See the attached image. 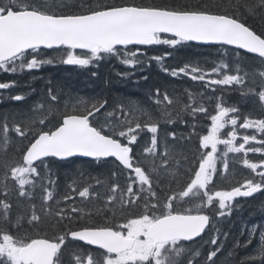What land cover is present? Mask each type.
I'll list each match as a JSON object with an SVG mask.
<instances>
[{"label": "snow or ice", "instance_id": "snow-or-ice-1", "mask_svg": "<svg viewBox=\"0 0 264 264\" xmlns=\"http://www.w3.org/2000/svg\"><path fill=\"white\" fill-rule=\"evenodd\" d=\"M262 10L264 0H228L226 4L222 0L211 5L203 0L197 4L176 0L166 6L117 5L104 0H78V3L74 0L71 5L66 0H0V70L17 73L54 64L57 57L42 58L41 49H60L62 55L58 59L64 65L88 67L115 57L122 64L134 67L142 63L138 57L143 53L129 46L175 48L196 42L222 48L220 62L210 71L198 64H185L171 70L173 77L183 74L193 81H205L209 77L206 86L239 85L246 89L241 91V96L257 97L264 109V30L258 32L252 28L245 15L264 17ZM229 49L243 50L244 54L236 52L235 74H230L231 65L223 59ZM247 54L259 58L258 66L251 70L242 67ZM152 59L159 62L162 57ZM213 75L218 78H211ZM9 88L8 82H0V90ZM159 91L156 90L158 95ZM25 98L23 94L10 96L15 101ZM163 101L168 105L179 103L178 98L174 101L167 93ZM218 101L215 114L208 116L211 123L206 134L199 135L196 125H192L193 132L188 138L196 134L199 141V155L193 161L184 153L177 154L167 137L160 152L159 121L132 102L127 111L123 103L118 106L123 117L118 120L115 108L101 111L107 101L99 99L94 102L80 99L74 104L65 101L61 108L59 90L49 88L46 104L37 105L36 116L16 123L14 128L9 127L6 117L0 129L5 144L13 130L24 139L31 134V139L22 150L21 160L0 159V191L4 197L0 198V264H66V250L71 242H83L98 251H90L86 257L82 250L71 254L68 264H196L200 253L193 251L189 243L195 242L210 226L212 217L208 213L212 208L218 207L216 215L222 217L226 211L230 213L236 198L264 193V118L245 116L239 124L240 129H255L261 138L255 134L240 136L238 116L230 115L238 113V107L225 106L223 97ZM157 103H160L158 98ZM188 109L194 119L196 113L208 115L203 106L184 105L183 110ZM137 112L148 115L150 122L141 123L135 115ZM165 114L170 116L166 110ZM229 126L231 130L225 135L224 130ZM144 129L151 134V145L143 149L146 154L143 159H134L138 154L133 146ZM167 136L177 139L174 132ZM238 139L242 142L237 143ZM230 153H243L242 164L259 179L246 178L227 190L216 189L214 177L228 179ZM249 153L262 158L252 162L247 158ZM178 155L183 159H177ZM74 157L96 162L114 158L118 168L127 170L126 183L124 186L113 183L105 202L95 209V215L103 223L65 230L62 221L73 219L69 210L51 207L53 194L47 187H43L45 195L38 210L31 203L33 192L29 188L35 190L38 182L43 186L45 176L51 171L49 158L66 161ZM221 160L222 166L218 168ZM111 175L118 173L113 171ZM47 183L52 181L49 179ZM14 191L18 192L15 204L10 199ZM160 192H164L163 199ZM78 195L89 200L93 195L98 198L99 194L84 187ZM23 198L29 201L28 206ZM71 199L64 197V201ZM70 211L80 215L84 209L73 206ZM91 215L89 212V219ZM45 227L54 230L52 236ZM25 228L27 231H23ZM247 231V241L244 245L237 242V246L247 247L257 233L259 244L240 264H264V225ZM217 243L216 238L211 240V244ZM220 250L217 247L208 253L210 264H214L213 258Z\"/></svg>", "mask_w": 264, "mask_h": 264}, {"label": "trees", "instance_id": "trees-1", "mask_svg": "<svg viewBox=\"0 0 264 264\" xmlns=\"http://www.w3.org/2000/svg\"><path fill=\"white\" fill-rule=\"evenodd\" d=\"M74 0H66L71 5ZM78 3V0H75ZM111 4H136L141 6H166L173 5L176 0H104ZM191 4H197L200 0H181ZM205 4L221 3L222 0H203ZM228 0H223L227 3ZM216 9L213 8V11ZM264 11V10H262ZM246 15L247 23L256 31L264 30L262 20L264 17L260 15ZM139 48L143 55H139L141 64L134 67L122 64L115 57L106 58L99 62L98 65H90L88 67H77L64 65L57 59L52 65H43L39 69L19 70L17 73H8L0 70V82H8L9 89L0 90V129H2L5 118L10 128H14L16 123H22L24 120L37 115V105L47 101V93L49 88L54 91L59 90L60 106L63 107L65 101L71 104L76 103L80 99L88 101H96L97 99L107 101L106 108L101 111H113L116 109L115 116L118 120L123 119L119 105L124 104V110H128L129 102L134 103L144 112L149 113L153 120L159 121L158 135L161 138L159 151L163 152V140L167 137L169 145L174 147L177 154L184 153L189 161L195 160L199 153L198 135L194 134L190 138L189 134L193 132L192 125H196V132L199 135L206 134L210 125L208 116L215 113L218 98L223 97L225 106L238 107L239 112L234 115L238 116V121H243L245 116L253 119L264 118V109H261L258 98L255 96H241V91H246L239 85L220 86L207 85L205 81H193L188 76L179 75L173 77L172 69L183 67L185 64H198L205 71H209L212 67L219 63L223 53L220 47H201L193 44H182L175 48H169L162 45H153L148 47H132ZM53 52H62L59 50L40 51V54L47 55ZM235 49L228 50V56L223 59L231 65L230 74H235ZM240 52V51H239ZM170 53V55H166ZM242 55H244L241 52ZM159 56L162 60L157 62L152 57ZM251 55H247V62L242 65L245 70H251L257 67V60ZM167 68L169 71L165 72ZM96 73L95 76L92 73ZM159 89V95L156 90ZM215 89V91L213 90ZM191 92V97L189 96ZM167 93L174 101L178 98L179 103L168 105L163 101V95ZM23 94L26 98L21 101L10 99V96ZM157 98L160 103H157ZM208 110V115L204 113H196L195 119L191 114V110L184 111V105L200 107L201 105ZM165 110L169 115L165 114ZM179 114V115H178ZM136 117L141 123L150 122L148 115L137 112ZM175 121L167 123L168 119ZM186 122V123H185ZM134 126V124H133ZM47 130V128H45ZM176 133V140L167 133ZM183 137V138H181ZM31 134L27 139L18 136L15 131L8 133V143H4V134L0 131V159H22V150L29 143ZM126 142V141H125ZM151 145V134L146 129L138 133V143L134 145V153L138 154L134 159H143L146 154L143 149ZM241 156L234 161L230 160L228 179L225 180L221 176L215 177V183L219 189L227 190L233 184H236L240 175L245 174L244 166L241 165L243 160ZM151 160V157H147ZM177 159H183L179 155ZM156 163L160 160L157 158ZM172 168L176 167L174 161ZM222 160L218 162V168L221 167ZM50 175L45 176L43 186L38 182L35 190L29 188L33 192V200L39 210L43 203L45 195L43 187H47L53 194V199L49 204L53 209L64 207L69 210L68 214L73 219H64L62 224L65 230H75L93 223L101 224L103 220L95 215V209L102 206L107 195L110 194V188L113 183L124 186L126 183L125 176L127 171L122 167H117L114 160H106L103 162L88 161L74 158L68 161H56L50 159ZM116 171L117 176L111 173ZM183 171V170H181ZM43 172V170H42ZM134 176V173L132 174ZM52 183H47V180ZM99 181V184L97 183ZM12 186V185H10ZM84 187H89L90 192L99 194L98 198L93 195L89 200H84L78 195V191ZM165 190L167 184L164 185ZM76 189V191H73ZM159 191V190H158ZM119 195V193H117ZM161 199L164 198V192H160ZM65 196L72 197L71 200L64 201ZM254 202L248 199H240L233 202L230 213L224 216H217L218 207L212 208L208 213L212 217L207 234L201 240L216 238L219 245H213L214 249L220 247V251L213 258L214 264H240V261L248 254L254 252L258 247L257 237L254 236L251 244L247 247L237 246L244 245L248 239V231L244 228L243 223L250 221H264V193H260ZM0 198H4L0 191ZM11 201L15 204L18 199V192H12ZM26 206L29 205L27 198H23ZM59 202V203H58ZM75 206L84 209L80 215L71 213V208ZM188 205H185L187 207ZM89 212L92 213L91 219L88 218ZM15 214V213H14ZM238 225V226H237ZM49 236L53 235L54 230L49 227L44 229ZM27 231V229H23ZM35 231V230H33ZM57 233L59 230H56ZM243 233V234H242ZM201 242V241H200ZM208 245V244H206ZM192 245L189 244V247ZM84 246L71 242L66 250L65 258L71 256L69 249L75 254L81 252ZM212 249V251H214ZM84 252V251H83ZM206 249L200 252L198 264L206 260ZM207 262V260H206ZM208 264V263H206Z\"/></svg>", "mask_w": 264, "mask_h": 264}, {"label": "rangeland", "instance_id": "rangeland-1", "mask_svg": "<svg viewBox=\"0 0 264 264\" xmlns=\"http://www.w3.org/2000/svg\"><path fill=\"white\" fill-rule=\"evenodd\" d=\"M162 46H165V47H169V48H172V47H170V46H167V45H162ZM132 50H136V49H132ZM41 55V57L42 58H51V57H57V59H58V57L59 56H61L62 55V52H53V53H50V54H47V55H43V54H40ZM43 66V65H42ZM41 66V67H42ZM131 68V67H130ZM204 69V68H203ZM208 71V70H207ZM210 71V70H209ZM181 75H183V74H181ZM211 78H213V79H215V78H218V77H216L215 75H213ZM209 79V77H206V80H208ZM201 106H205L204 104L203 105H201ZM215 114V113H214ZM235 114V113H234ZM234 114H230V115H234ZM248 117V116H247ZM249 118H251V117H249ZM243 121H241V122H239L238 121V125H237V132H238V134L240 135V136H242V135H244V134H249L250 133V131L249 130H245V129H240L239 128V124L240 123H242ZM211 123V122H210ZM210 126V125H209ZM231 130V126H229V127H227L225 130H224V134L226 135V133H227V131H230ZM256 131V130H255ZM252 134V133H251ZM250 134V135H251ZM255 135H260L259 133H257L256 132V134ZM240 142H242V140H239L238 139V141H237V143H240ZM220 148L221 149H223V146L221 145L220 146ZM239 156H241L243 159L245 158L244 156H243V153H240V154H229V156H228V161L230 162V160H235L237 157H239ZM222 166V165H221ZM230 166L231 165H229V168H230ZM243 176V175H242ZM214 180H215V177H214ZM237 181H242V180H237ZM243 182V181H242ZM241 182V183H242ZM219 187L220 186H218V184L217 183H215V188L216 189H219ZM228 211H226V213H227ZM243 225H244V228H246V230H249V229H251L253 226H260V225H264V221H250V222H246V223H243ZM256 239H257V241H258V243H259V239H258V233H257V235H256ZM211 240H212V238H210V239H205V240H200V241H198V242H195V243H192V244H190V245H192L190 248L193 250V251H199V253L203 250V249H206V255H205V257H206V260H207V255H208V253L209 252H211L212 251V249H214V247H213V244H211ZM206 244H208V245H206ZM219 245V243H217L215 246H218ZM220 248V247H219ZM215 250V249H214ZM201 257H197L196 258V264H198V260L200 259ZM206 260H204L203 262L204 263H210V262H206ZM185 264H186V262H185ZM199 264H201V263H199Z\"/></svg>", "mask_w": 264, "mask_h": 264}, {"label": "flooded vegetation", "instance_id": "flooded-vegetation-1", "mask_svg": "<svg viewBox=\"0 0 264 264\" xmlns=\"http://www.w3.org/2000/svg\"><path fill=\"white\" fill-rule=\"evenodd\" d=\"M252 119H253V118H252ZM248 130L250 131L249 135H250L251 133H252V134H256L255 129H248ZM258 138H261L260 135H258ZM240 158H241V157H240ZM247 158L250 159L252 162H258L262 157H261L259 154L249 153ZM242 159H243V158H242ZM240 163H241V165H243V164H242V161H241ZM244 170H245V174H244L243 176L240 175L239 178H238L237 180L240 179V180L243 181V180L246 179V178H254V179H257V180L259 179V177L256 176L254 173H252L250 169L244 167ZM242 181H240V182H242ZM259 194H260V193H256L253 197H249V198H245V199L250 200L249 203L254 202V200L257 199V197H259V196H258ZM243 226H244V225H243ZM205 234H207V232H206ZM73 243H77V242H73ZM77 244H81V243H77ZM81 245L84 246V247H83L84 250L82 249V253H83V255H84L85 257L87 256V254H88L90 251L93 252V253H95V252L98 251L97 249H94V248H91V247L85 246V245H83V244H81ZM69 251H70L71 254H74V252H73L71 249H69ZM83 251H84V252H83ZM70 258H71V256L65 258L66 264H68V261L70 260ZM201 264H206V263L201 262ZM209 264H210V263H209Z\"/></svg>", "mask_w": 264, "mask_h": 264}, {"label": "water", "instance_id": "water-1", "mask_svg": "<svg viewBox=\"0 0 264 264\" xmlns=\"http://www.w3.org/2000/svg\"><path fill=\"white\" fill-rule=\"evenodd\" d=\"M189 44H193V45H197V46H201V47H214V45H204V44H198V43H196V42H189ZM129 47H140V46H129ZM145 47V46H144ZM216 47H219V46H216ZM41 50H47V51H49V50H53V49H41ZM236 50V49H235ZM77 51H79V50H77ZM238 51H240V52H242L243 53V50H238ZM247 55H251V56H253V54H247ZM70 66V65H69ZM79 67V66H78ZM74 158H79V159H83V160H89V161H94V160H92V159H90V158H84V157H74ZM74 158H70V159H68V160H71V159H74ZM109 159H112V160H114V158H109ZM108 159V160H109ZM68 160H66V161H68ZM61 162H64V161H61ZM117 164H118V162H116ZM122 167V166H121ZM240 198H244V197H240ZM236 199H238V198H236ZM203 235V234H202ZM200 237H198L196 240H198ZM80 243H82L83 244V242H80ZM90 247H92V248H94V246H90Z\"/></svg>", "mask_w": 264, "mask_h": 264}, {"label": "bare ground", "instance_id": "bare-ground-1", "mask_svg": "<svg viewBox=\"0 0 264 264\" xmlns=\"http://www.w3.org/2000/svg\"><path fill=\"white\" fill-rule=\"evenodd\" d=\"M238 226V225H237ZM254 239V238H253ZM215 262V261H214Z\"/></svg>", "mask_w": 264, "mask_h": 264}]
</instances>
